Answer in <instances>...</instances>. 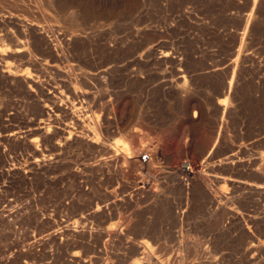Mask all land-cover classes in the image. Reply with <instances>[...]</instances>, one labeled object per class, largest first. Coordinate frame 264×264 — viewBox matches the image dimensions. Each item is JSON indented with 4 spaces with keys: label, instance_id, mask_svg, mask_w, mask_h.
I'll return each instance as SVG.
<instances>
[{
    "label": "rangeland",
    "instance_id": "obj_1",
    "mask_svg": "<svg viewBox=\"0 0 264 264\" xmlns=\"http://www.w3.org/2000/svg\"><path fill=\"white\" fill-rule=\"evenodd\" d=\"M0 33V264H264V0H0Z\"/></svg>",
    "mask_w": 264,
    "mask_h": 264
},
{
    "label": "bare ground",
    "instance_id": "obj_2",
    "mask_svg": "<svg viewBox=\"0 0 264 264\" xmlns=\"http://www.w3.org/2000/svg\"><path fill=\"white\" fill-rule=\"evenodd\" d=\"M260 1V0H259ZM254 9V8H253ZM242 16V15H241ZM2 17H5V16H2ZM5 18H7V17H5ZM3 19V21L4 20H8V21H12V20H15L16 21V19H14V18H12V17H9V15H8V18L7 19ZM7 21V22H8ZM2 22V21H1ZM18 22V21H17ZM15 24V26L16 27H18V24L15 22L14 23ZM250 25V24H249ZM24 27L25 28H23V30L22 31H20V32H23V33H25L26 31H30L31 33H34V34H37V33H39L41 36H42V40H43V42H44V44L43 45H45V47H46V49L47 50H49V53H50V55H51V57H53V58H55L57 55H58V52H57V46L55 45V44H53L52 42H51V40L48 38V37H46L47 35H42L41 34V32H40V28H42L41 26H40V28H38L36 25H34V24H30V23H26L25 25H24ZM246 27H247V25H246ZM54 28V27H53ZM8 30V29H7ZM7 30H5V32H4V36L5 37H8V36H10L11 38H12V36L10 35L11 33H9V30L7 31ZM50 32V31H49ZM27 33V32H26ZM0 34H2V33H0ZM12 34H13V32H12ZM45 34V33H44ZM48 34V33H47ZM50 34V33H49ZM53 34V33H52ZM232 34V33H231ZM234 34V33H233ZM239 34V33H238ZM237 34V35H238ZM3 35V34H2ZM1 35V36H2ZM40 36V37H41ZM9 37V38H10ZM16 37V36H15ZM15 37H13L14 39H17V38H15ZM39 37V36H38ZM71 37V36H70ZM74 37V36H73ZM7 39V38H6ZM56 39V38H55ZM62 39H64V38H62ZM61 39V40H62ZM8 40V39H7ZM13 41V40H12ZM16 41V44L15 43H13V44H15V45H12L13 47H14V51H16V52H18V51H21L22 50V47H23V45H24V42L22 41V39L21 40H14L13 42H15ZM25 41V40H24ZM0 42H3V41H1L0 40ZM63 42V41H62ZM39 43V42H38ZM3 44V43H2ZM3 45H5V43L3 44ZM26 45V44H25ZM42 45V44H41ZM38 47V46H37ZM24 49H25V47H24ZM42 50H44V49H42ZM24 51V50H23ZM10 53V52H9ZM8 52H7V50L6 49H4V46L2 47V46H0V57H1V60H2V58H5L6 57V55H8L9 54ZM60 53V52H59ZM67 53V52H66ZM157 53V52H156ZM22 54V53H21ZM46 54V53H45ZM48 55V54H47ZM60 55V54H59ZM20 56V55H19ZM46 56V55H45ZM46 58V57H45ZM76 58V57H75ZM157 58V57H156ZM51 59V58H50ZM62 59V58H61ZM235 59V58H234ZM30 60V59H29ZM48 60V59H47ZM58 60V59H57ZM5 61V60H4ZM7 61V60H6ZM27 62V61H26ZM38 62V61H37ZM30 63V62H29ZM7 65H8V63H6ZM41 64V63H40ZM48 64V63H47ZM44 65V63H43V65L44 66H46V68H48V69H51V70H55V71H59V69H57V67H56V65L54 64H48V65ZM1 65V64H0ZM5 65V64H4ZM14 65V64H13ZM38 65V64H37ZM36 65V66H37ZM223 65V64H222ZM230 65V64H229ZM2 66V65H1ZM39 66V65H38ZM211 66V65H210ZM217 66V65H216ZM227 66V65H226ZM17 67V66H16ZM59 67V66H58ZM218 67V66H217ZM222 67V66H221ZM9 68H10V66H9ZM39 69V68H38ZM44 69H45V67H44ZM5 70H6V68H5ZM14 70H16V69H14ZM36 70V69H35ZM50 70V71H51ZM69 70V69H68ZM216 70V69H215ZM4 71V70H3ZM2 71V72H3ZM18 71H19V69H18ZM9 73L11 72V71H8ZM17 72V71H16ZM40 72V71H39ZM15 73V72H14ZM18 73V72H17ZM106 73V70L105 69H102V70H97L95 73H94V78L96 79V78H98V77H102V75L103 74H105ZM240 73V72H239ZM7 74V73H6ZM24 74H26V73H24ZM41 74V73H40ZM22 75V74H21ZM28 75V74H27ZM24 76V75H22V76H24L25 78H26V82L27 83H35V84H39V83H37V81L36 80H34L32 77H30V76ZM46 75V74H45ZM106 75V74H105ZM19 76V75H18ZM15 77V76H14ZM36 77V76H35ZM24 78V79H25ZM36 78H38V77H36ZM35 78V79H36ZM67 78V77H66ZM71 78V77H70ZM86 78V77H85ZM83 79V78H82ZM38 80V79H37ZM41 80H43V78L41 79ZM40 80V81H41ZM66 80V79H65ZM181 80V79H180ZM22 81H23V79H22ZM39 81V80H38ZM39 81V82H40ZM70 81V80H69ZM68 81V82H69ZM52 83L50 84H48V86H49V88L51 89V92L52 93H55V94H61L62 92L61 91H59V89L62 87V84L64 83V81L62 82V81H58V80H56V79H53L52 81H51ZM230 82H231V80H230ZM179 83V82H178ZM177 83V84H178ZM184 83H185V81H184ZM25 84V83H24ZM180 84V83H179ZM227 84V83H226ZM23 85V84H22ZM31 85V84H30ZM229 85H230V83H229ZM25 86V85H24ZM42 86V85H41ZM181 86V85H180ZM179 86V87H180ZM34 87V86H33ZM39 87V86H38ZM178 86H176V88H177ZM35 88V87H34ZM42 88V87H41ZM229 88V87H228ZM69 89V88H68ZM77 90V89H76ZM180 90H181V92H186V89H185V86H184V84L180 87ZM228 90V89H227ZM229 91V90H228ZM64 92V91H63ZM78 93V92H77ZM64 94V93H63ZM81 94V93H80ZM187 94V93H186ZM84 95V94H83ZM223 95V94H222ZM56 96H58V95H56ZM50 97V96H49ZM55 97V96H54ZM80 97V96H79ZM84 97H85V95H84ZM53 100H54V98H52ZM225 99V98H224ZM86 102V101H85ZM225 102V101H224ZM224 102L222 103L223 105H224ZM56 103V102H55ZM82 104V103H81ZM219 104H221L220 102H219ZM218 107V106H217ZM222 108V107H221ZM76 110V109H75ZM187 110V109H186ZM58 111V110H57ZM74 111V110H73ZM77 111H78V108H77ZM46 112V111H45ZM55 115V114H54ZM58 115V114H57ZM56 115V116H57ZM186 115V114H185ZM74 119V118H73ZM76 119V118H75ZM41 121V120H40ZM79 121V120H78ZM39 122V121H38ZM49 124V123H48ZM50 125V124H49ZM49 125H47L46 123H41V124H39V130L40 131H42L43 133H47L48 132V130H49ZM79 127H80V125H79ZM64 128H66V127H64ZM39 131V132H40ZM66 131V130H65ZM69 131V130H68ZM32 133V132H31ZM95 133V132H94ZM7 134H9V133H7ZM13 134V133H12ZM12 134H10V135H12ZM15 135L17 134V133H14ZM71 135V134H70ZM53 136V135H52ZM70 137H72V136H70ZM69 137V138H70ZM20 138V137H19ZM67 138H68V136H67ZM47 139V138H46ZM81 139V138H80ZM91 139V138H90ZM32 140V139H31ZM37 140V139H36ZM67 140V139H66ZM70 140V139H69ZM92 140V139H91ZM144 140V139H143ZM96 141V140H95ZM142 142V141H141ZM58 143H60V142H58ZM85 144V143H84ZM36 145V144H35ZM128 145V144H127ZM111 149V148H110ZM125 150H127V149H125ZM105 151V150H104ZM243 160V159H242ZM230 161V160H229ZM230 163V162H229ZM100 207V206H99ZM136 250V249H135ZM144 250V249H143ZM142 250V251H143ZM139 251V250H138ZM144 252V251H143ZM142 252V253H143ZM144 253H146V252H144Z\"/></svg>",
    "mask_w": 264,
    "mask_h": 264
},
{
    "label": "built area",
    "instance_id": "obj_3",
    "mask_svg": "<svg viewBox=\"0 0 264 264\" xmlns=\"http://www.w3.org/2000/svg\"><path fill=\"white\" fill-rule=\"evenodd\" d=\"M150 154L147 152H142L138 155V161L140 164H148L150 162Z\"/></svg>",
    "mask_w": 264,
    "mask_h": 264
}]
</instances>
